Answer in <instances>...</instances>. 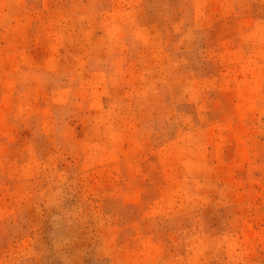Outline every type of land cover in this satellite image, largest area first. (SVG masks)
Masks as SVG:
<instances>
[{
    "label": "rangeland",
    "instance_id": "1",
    "mask_svg": "<svg viewBox=\"0 0 264 264\" xmlns=\"http://www.w3.org/2000/svg\"><path fill=\"white\" fill-rule=\"evenodd\" d=\"M0 264H264V0H0Z\"/></svg>",
    "mask_w": 264,
    "mask_h": 264
}]
</instances>
